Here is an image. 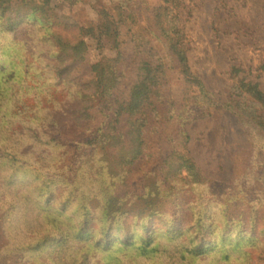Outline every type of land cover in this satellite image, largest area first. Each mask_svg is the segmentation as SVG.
<instances>
[{
	"label": "trees",
	"instance_id": "trees-1",
	"mask_svg": "<svg viewBox=\"0 0 264 264\" xmlns=\"http://www.w3.org/2000/svg\"><path fill=\"white\" fill-rule=\"evenodd\" d=\"M131 1L99 4L80 25L45 3L0 5V264H264L262 76L231 66L223 100L191 69L183 0L148 12L141 44L122 40L139 20ZM175 74L192 88L181 102ZM219 109L244 131L223 196L188 129Z\"/></svg>",
	"mask_w": 264,
	"mask_h": 264
},
{
	"label": "rangeland",
	"instance_id": "rangeland-1",
	"mask_svg": "<svg viewBox=\"0 0 264 264\" xmlns=\"http://www.w3.org/2000/svg\"><path fill=\"white\" fill-rule=\"evenodd\" d=\"M161 1H131L137 4L134 10L139 20L131 30L123 31V41H131L132 44L144 42L147 14ZM43 3L58 17L59 22L77 25L95 21L93 8L97 5L109 7L112 4L111 0H0V5L9 9L10 13L16 10L36 13ZM176 11L187 34L191 69L202 76L208 89L225 100L233 83L228 77L230 68L241 65L246 72L262 76L260 84L264 90V0H183ZM26 30L25 26H21L13 36L22 39ZM31 32L35 33V30ZM124 46L125 53L129 54L131 45L129 47L126 43ZM40 54L48 58L47 53ZM99 54L100 51H89L75 76L88 75L92 62ZM171 85L178 102L186 100L192 89L189 81L176 74ZM125 99L138 105L142 93L129 90ZM188 129L193 158L208 176V185L223 196L236 177L233 171L236 147L243 143L244 133L240 121L223 109L212 110L209 117L195 121ZM140 163L137 162L134 167L137 168ZM256 187L261 188V185L258 183Z\"/></svg>",
	"mask_w": 264,
	"mask_h": 264
}]
</instances>
